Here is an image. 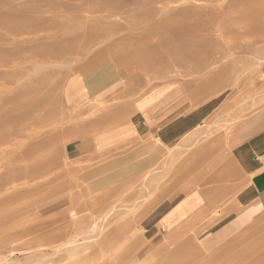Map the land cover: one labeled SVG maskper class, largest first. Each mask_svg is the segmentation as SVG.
Listing matches in <instances>:
<instances>
[{"label": "rangeland", "instance_id": "obj_1", "mask_svg": "<svg viewBox=\"0 0 264 264\" xmlns=\"http://www.w3.org/2000/svg\"><path fill=\"white\" fill-rule=\"evenodd\" d=\"M262 153L264 0H0V264H264L166 223Z\"/></svg>", "mask_w": 264, "mask_h": 264}, {"label": "crops", "instance_id": "obj_2", "mask_svg": "<svg viewBox=\"0 0 264 264\" xmlns=\"http://www.w3.org/2000/svg\"><path fill=\"white\" fill-rule=\"evenodd\" d=\"M149 108L150 111L146 114L149 118H145V124L152 126L151 123L158 122V120L163 124L168 119H163L165 110L161 109V113H157L158 111L154 112L151 106ZM230 163L227 165L225 162L226 176L229 173L232 175L231 167L233 166ZM241 170L245 176L240 187L225 184L208 189H195L185 195L182 203L178 204L175 210L170 211V215L167 214V226L170 227L174 225L172 223L177 222L176 227L181 229L185 227L186 222L194 221L198 228L217 227L219 230L207 238L214 244H224L226 251L231 249L230 244L241 245V248L232 246L234 249L248 250L247 246L246 248L243 246L255 242L264 243V153L241 164ZM234 200L241 204L237 212L233 210ZM222 207H224L225 216L213 219L211 214ZM231 229H235L234 234ZM229 232L232 234L229 235ZM260 252L258 251V254Z\"/></svg>", "mask_w": 264, "mask_h": 264}, {"label": "bare ground", "instance_id": "obj_3", "mask_svg": "<svg viewBox=\"0 0 264 264\" xmlns=\"http://www.w3.org/2000/svg\"><path fill=\"white\" fill-rule=\"evenodd\" d=\"M92 195V194H91Z\"/></svg>", "mask_w": 264, "mask_h": 264}]
</instances>
